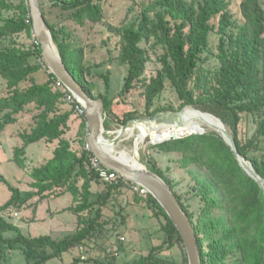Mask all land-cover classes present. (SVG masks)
<instances>
[{"label": "trees", "instance_id": "16d2710c", "mask_svg": "<svg viewBox=\"0 0 264 264\" xmlns=\"http://www.w3.org/2000/svg\"><path fill=\"white\" fill-rule=\"evenodd\" d=\"M16 6L0 0V42L26 33L33 38L28 50L16 46L0 47V131L15 124L17 116L30 106L38 113L28 132L18 136L22 147L14 149V163L25 168V148L42 140L57 141L52 157L29 171L31 191H21L0 177L10 193L0 205V264H5L6 250H19L25 264H46L65 253L99 239L108 229L103 220V209L122 193L123 187L135 186L118 175L114 181H100L89 167L92 153L86 148L87 123L75 106L68 104L64 93L55 88L57 79L41 61V47L32 33V22L27 0ZM60 15L51 23L40 7L50 29L54 46L73 78L94 99L104 102L105 131H114L127 122L141 117L150 118L165 111H176L173 106L156 107V99L169 84L180 102L177 111L192 107L221 120L229 131L237 153L264 181V158L259 157L256 141L264 138V0H240L242 21L231 19L227 0H155L141 3L133 0L127 15L139 7L134 18H124L118 27L111 28L121 37L119 61L127 66L123 86L114 98L95 95V83L89 79L85 63V45L76 31L103 22L101 0H48ZM16 11L12 19H3L2 11ZM76 27L73 29L70 25ZM219 35L216 65L205 73L204 64L211 60V36ZM161 50L156 57L160 68L146 75L150 52ZM44 70L47 81L37 83L34 75ZM205 74V75H204ZM29 82L26 89L21 85ZM67 92V91H66ZM139 92L144 100V113L136 109L124 111L126 98ZM123 105V106H122ZM121 113H119V112ZM72 115L81 120L79 134L83 137L82 151L77 155L71 142L64 137ZM253 125L256 134L247 139L243 128ZM116 127V128H115ZM151 148L159 153L176 155L173 163L189 178L186 195L178 194L174 182L153 158L142 163L172 189L179 205L194 230L201 264H264V190L239 164L235 154L215 130L170 139ZM171 173V169H168ZM93 182L103 189L96 200H90ZM66 194L73 204L66 210L77 217L76 231L62 239L49 235L25 236L20 228L4 217L9 210L20 211L44 200L57 199ZM134 201L144 202L152 217L160 223L165 235L162 245L132 263L121 264H188L182 239L156 200L146 194L135 193ZM86 214V215H85ZM5 233L15 236L5 237ZM120 245V244H119ZM121 246V245H120ZM119 246V247H120ZM177 247L180 261L160 256L163 248ZM108 263L116 264L111 255ZM75 258L70 264H79Z\"/></svg>", "mask_w": 264, "mask_h": 264}, {"label": "rangeland", "instance_id": "374dc122", "mask_svg": "<svg viewBox=\"0 0 264 264\" xmlns=\"http://www.w3.org/2000/svg\"><path fill=\"white\" fill-rule=\"evenodd\" d=\"M138 3L145 1L151 2L155 0H136ZM229 2L228 13L233 20L242 21L240 15L239 4L240 0H227ZM18 0H7V3L16 6ZM133 0H101L103 8V22L88 26L86 29L76 31L85 45V63L89 70V79L95 83V95L112 99L120 92L125 77L127 75V66L119 61L120 55V35L111 28L118 27L121 21L128 16V19L135 18L139 14V7L135 11L127 15V12L132 7ZM38 5L44 10L46 18L51 23H57L61 18L60 10L52 8L48 0H37ZM264 7V2H263ZM3 19H12L17 15L16 11H2ZM73 29L76 27L71 24ZM219 35L215 32L211 36V60L204 64L205 73L209 69L213 70L216 65L214 58L217 53V44ZM33 43V38L29 37L25 32L14 37L0 42V47L16 46L22 50L30 49ZM161 53V50L150 52V61L147 64L146 75L149 77L160 68L156 62V57ZM49 73L41 70L34 75L37 83H44L48 79ZM205 75V74H204ZM29 82L21 85V88L26 89ZM4 90V85L0 82V93ZM127 105L119 107V110L128 111L136 109L139 113H144V100L140 97L139 92H132L126 98ZM156 107L173 106L178 112L180 102L174 90L169 84L166 89L160 94L155 102ZM123 106V105H122ZM187 108V109H186ZM182 113L196 120H205L197 112L185 107ZM196 110V109H195ZM180 111V110H179ZM199 111V110H198ZM119 112V111H118ZM38 111L33 107L27 108L25 112L17 116L15 124L7 125L3 131H0V177L4 178L11 185L19 188L21 191H31L29 171L33 167L40 166L52 157L53 150L57 145V141L49 143L45 140L29 145L25 148L24 160L25 168L18 167L14 161V149L22 147L23 142L19 138L22 132H28L34 125L33 117ZM121 113V112H119ZM160 114V113H159ZM140 120L148 118L141 117ZM70 129L64 135L71 142V149L80 155L82 151L83 137L79 134L80 120L75 115L70 118ZM205 130L212 131L206 125H201ZM116 128V127H115ZM121 127H117L111 132V140L116 137L117 131ZM244 136L251 139L256 134V128L249 125L243 128ZM132 136L124 133L120 141L114 147V154L118 155L124 152L128 157L137 159L142 163L143 156L145 159L153 158L158 163V166L164 173L171 178L172 181H180L181 185L176 187L178 194L185 196L186 191L190 187L188 176L177 168V164L173 163L176 155H168L159 153L151 148L155 140V132L152 131L147 135L145 140L140 143L137 151L135 150L136 134ZM104 133V138L108 139ZM85 138V143H86ZM258 146L257 154L264 158V138L256 141ZM139 150V152H138ZM118 152V153H117ZM143 164V163H142ZM248 164V163H247ZM144 165V164H143ZM249 165V164H248ZM171 169V175L168 169ZM264 186V182H263ZM103 189L102 183L93 182L90 190L92 195L90 200H96L97 195ZM10 197L7 187L0 182V205H3ZM135 191L126 185L123 187L122 193L111 201L106 208L103 209V220L107 222L105 226L108 231L99 239H90L86 243L77 248L65 253L59 259H53L46 264H70L75 258H80L82 261L79 264H97L98 262L108 263L114 255L116 264L132 263L146 256L149 251L156 246L162 245L165 235L160 231V223L152 217V212L146 207L144 202L137 203L134 201ZM36 198L31 200L34 203L32 206H27L20 211L9 210L4 213V217L18 226L25 236L37 237L41 235H49L53 239H62L65 236L73 234L78 228L77 217L66 209L73 204V198L70 194H66L57 199L44 200L36 203ZM86 215V214H85ZM5 237L15 236L14 233H5ZM121 246H120V245ZM120 246V247H119ZM160 256L175 261H180L181 253L179 248L172 247L170 249L163 248L159 253ZM5 264H25L24 257L19 250H6Z\"/></svg>", "mask_w": 264, "mask_h": 264}, {"label": "water", "instance_id": "95a60500", "mask_svg": "<svg viewBox=\"0 0 264 264\" xmlns=\"http://www.w3.org/2000/svg\"><path fill=\"white\" fill-rule=\"evenodd\" d=\"M29 6V13L32 22V33L35 40L41 47L42 57L41 61L48 68L49 72L63 84V86L73 95L77 103L83 110V115L88 127V136L86 139V148L92 155L101 163V165L111 171L116 172L124 181L133 183L141 187L149 195H151L166 213L176 230L178 231L187 256L188 264H201L200 254L194 235V230L187 215L179 205L172 189L159 176L151 172L140 161L133 160L132 164H128L121 160L120 153L114 154V147L120 141L124 131L132 127L136 123L147 124L148 128H152L162 117H172L175 123H179L180 115L186 109L178 112L160 113L154 115L146 120L135 119L127 122L116 133V137L112 140L104 138V102L101 98L94 99L89 96L79 83L73 78L70 72L66 69L63 61L53 44L50 29L43 17L40 6L37 0H27ZM194 112L201 111L191 109ZM207 114V113H206ZM209 114V113H208ZM218 119V118H217ZM219 120V119H218ZM222 129L215 130L218 132L224 141L231 148L235 154L239 164L245 171L260 185L264 190L263 180L257 176L250 165L247 164L236 151L233 139L226 129L224 124ZM158 124V123H157ZM214 129V128H211ZM205 129L199 125L192 128L189 132L184 134H172L168 138L153 141V144H159L170 139H178L182 136L191 134H203ZM137 151V148L135 147Z\"/></svg>", "mask_w": 264, "mask_h": 264}, {"label": "bare ground", "instance_id": "6f19581e", "mask_svg": "<svg viewBox=\"0 0 264 264\" xmlns=\"http://www.w3.org/2000/svg\"><path fill=\"white\" fill-rule=\"evenodd\" d=\"M197 113L205 120H196L182 113L180 115L179 123H175L172 117H162L155 124H153L152 128H148L146 123H136L132 127L126 129L124 133L132 136L135 131H138L135 136V147L138 149L140 143H142L147 137V135L152 131L155 132L154 141H157L163 138H168L172 134H184L186 132H189L195 126L197 127L198 125L200 127L201 125H206L209 128H214L213 130L222 129V124L213 115L200 112ZM119 155L121 157V160L125 161L128 164H132V162H134L133 160L131 161V157H128L124 152H121ZM134 160L137 161V159Z\"/></svg>", "mask_w": 264, "mask_h": 264}, {"label": "built area", "instance_id": "2783aa9c", "mask_svg": "<svg viewBox=\"0 0 264 264\" xmlns=\"http://www.w3.org/2000/svg\"><path fill=\"white\" fill-rule=\"evenodd\" d=\"M54 84H55V88L59 89L61 92L64 93V99L68 104L77 103L73 95L63 86L61 82L57 80L55 81ZM75 108L79 115H83V110L80 106H75ZM89 167L92 171H94V173L96 174L97 178L100 181H106V182L114 181L118 177V174L116 172L104 168L94 156L89 157ZM129 187L133 188L135 193H137V195H139L140 197L142 198L146 197L147 192L144 191L141 187L137 185L135 186L130 185Z\"/></svg>", "mask_w": 264, "mask_h": 264}, {"label": "crops", "instance_id": "0c3cea01", "mask_svg": "<svg viewBox=\"0 0 264 264\" xmlns=\"http://www.w3.org/2000/svg\"><path fill=\"white\" fill-rule=\"evenodd\" d=\"M79 120H80V119H79ZM69 122H70V121H69ZM80 124H81V120H80ZM80 124H79V130H80ZM68 125H69V129H70V123H68ZM68 131H69V130H68ZM68 131H67V132H68ZM111 132H112L111 130L105 131V134L107 133L106 136L108 137L107 140H111V135H110ZM87 136H88V127H87ZM87 136H86V137H87Z\"/></svg>", "mask_w": 264, "mask_h": 264}]
</instances>
